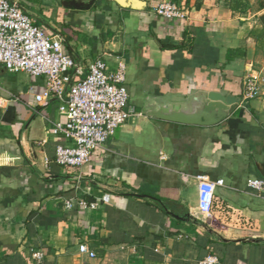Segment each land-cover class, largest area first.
<instances>
[{
    "label": "crops",
    "instance_id": "obj_1",
    "mask_svg": "<svg viewBox=\"0 0 264 264\" xmlns=\"http://www.w3.org/2000/svg\"><path fill=\"white\" fill-rule=\"evenodd\" d=\"M62 40L84 74L101 58L125 67L129 104L140 113L107 139L104 153L76 169L55 162L65 116L55 99L35 95L43 79L0 66V264H264V192L247 187L264 159V46L258 16L231 11L229 0H9ZM180 18L155 13L164 2ZM228 49L243 58L227 62ZM82 77V76H81ZM191 77L218 80L241 95L252 78L258 95L225 121L202 127L149 118V96L173 94ZM215 182L211 217L197 207L196 177ZM104 194L109 201L103 203ZM97 201L94 208L65 201ZM85 244L95 252H79Z\"/></svg>",
    "mask_w": 264,
    "mask_h": 264
},
{
    "label": "built area",
    "instance_id": "obj_2",
    "mask_svg": "<svg viewBox=\"0 0 264 264\" xmlns=\"http://www.w3.org/2000/svg\"><path fill=\"white\" fill-rule=\"evenodd\" d=\"M155 13L165 19L180 18L184 15L182 6L170 1L160 4ZM0 66L9 73L23 72L43 79V90L35 95L41 105L55 99L66 122L55 124L54 134H62L65 144L58 145L55 162L65 169H76L93 159L98 153H104V145L117 128L128 120L140 115L129 104V93L125 86V67L119 63L113 72L107 71V65L96 58L88 65L86 74L81 71L73 57L63 50L62 40L47 33L44 27L37 25L33 17L16 2L0 0ZM82 76V77H81ZM258 95L257 83L252 78L243 82L241 103ZM198 181L197 207L205 217H211L216 187L224 186V180L215 182L196 177ZM247 187L264 192V178L252 177ZM103 203L109 201L104 194ZM73 204L81 209L94 208L98 202L87 203L84 200L65 201L67 209ZM78 250L89 258L95 252L85 244ZM41 250L32 253L39 264L43 260ZM213 256H207L201 264H217Z\"/></svg>",
    "mask_w": 264,
    "mask_h": 264
},
{
    "label": "water",
    "instance_id": "obj_3",
    "mask_svg": "<svg viewBox=\"0 0 264 264\" xmlns=\"http://www.w3.org/2000/svg\"><path fill=\"white\" fill-rule=\"evenodd\" d=\"M123 8L141 9L138 0H115ZM264 26V13L258 16ZM242 102L241 95L218 80L201 82L191 77L173 94L149 96L141 113L149 118L186 125L209 127L225 121ZM264 178V159L255 164Z\"/></svg>",
    "mask_w": 264,
    "mask_h": 264
},
{
    "label": "trees",
    "instance_id": "obj_4",
    "mask_svg": "<svg viewBox=\"0 0 264 264\" xmlns=\"http://www.w3.org/2000/svg\"><path fill=\"white\" fill-rule=\"evenodd\" d=\"M229 8L234 12H241L243 14H248L247 12V3L244 0H229ZM252 37H254L257 42L261 43L264 46V27L262 29V35L257 34L256 32H251ZM245 52L242 49H228L226 51L225 59L227 62L234 60L235 58H243Z\"/></svg>",
    "mask_w": 264,
    "mask_h": 264
},
{
    "label": "rangeland",
    "instance_id": "obj_5",
    "mask_svg": "<svg viewBox=\"0 0 264 264\" xmlns=\"http://www.w3.org/2000/svg\"><path fill=\"white\" fill-rule=\"evenodd\" d=\"M246 3H247V12L248 14L252 15V14H255L261 10L264 9V0H244ZM264 13V11H263ZM254 21L256 20L257 23H258V26L260 25L261 27H264L262 26V24L260 23L259 20L257 19H253Z\"/></svg>",
    "mask_w": 264,
    "mask_h": 264
}]
</instances>
